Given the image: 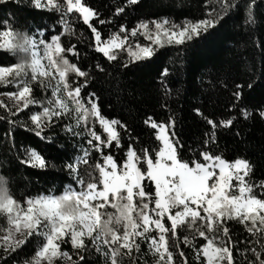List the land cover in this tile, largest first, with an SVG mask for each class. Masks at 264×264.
I'll list each match as a JSON object with an SVG mask.
<instances>
[{"label":"snow or ice","instance_id":"snow-or-ice-1","mask_svg":"<svg viewBox=\"0 0 264 264\" xmlns=\"http://www.w3.org/2000/svg\"><path fill=\"white\" fill-rule=\"evenodd\" d=\"M9 2L0 0V6ZM31 4L57 15L51 26L37 24L27 31L17 30L11 12L0 19V85L6 89L0 97L7 98L0 99V121L7 125L0 131L10 151L20 130L39 138L40 151L29 147L13 159L19 166L64 171L70 183L60 195L15 198L9 178L0 175V264H59L65 257L71 260L62 250L69 243L76 256L72 264H91L92 250L99 264H142L143 245L154 264H189L179 240L191 248L196 264H264V173L253 179L254 152L225 158L224 150H232L227 142L221 148L225 136L237 147L249 144L246 123L238 126L239 121L264 125V70L245 79L221 66L215 92H201L190 106L198 133L191 143L176 130L179 69L164 65L152 78V107L160 113L145 115L139 107L146 102L143 92L123 80L130 66L159 59L157 50L165 45L192 47L226 30L233 13L242 10L244 23L255 26L264 0H196L189 10L192 19L134 17V25L129 15L142 10L144 0H117L103 8L90 0ZM76 21L88 31L85 49L64 42L65 35L84 42L73 28ZM140 36L150 43L137 39L133 46L131 38ZM104 92L116 98L119 118L103 108ZM220 94H227V113L208 112ZM134 110L143 116V127L130 122ZM144 131L154 138L153 146H144ZM53 145L64 154L61 164L41 154ZM229 222L241 225L246 238L234 236ZM33 241L32 254L18 262Z\"/></svg>","mask_w":264,"mask_h":264},{"label":"trees","instance_id":"trees-1","mask_svg":"<svg viewBox=\"0 0 264 264\" xmlns=\"http://www.w3.org/2000/svg\"><path fill=\"white\" fill-rule=\"evenodd\" d=\"M90 2L103 8L109 4L114 5L117 0H90ZM195 5L196 0H144L143 9L132 12L128 20L131 25H134L136 22L134 17L156 18L157 16H166L174 23H181L186 16L189 19L193 18L189 14V10L193 9ZM8 12H11L12 16L15 17L14 22L17 25L18 31H27L29 28L34 30L37 24L47 23L51 26L53 22L51 17L57 15L47 10L35 9L31 4V0H18L16 3L10 0L7 5L0 6V19L7 18ZM257 12V24L255 26L244 23L245 17L241 10L238 13L232 14V19L229 21L226 30L215 32L206 40L192 47H182L175 44L165 45L163 48L157 50L162 55L154 63L145 62L138 67L130 66L123 80L130 87H135L143 92V99L146 102L141 103L139 107L144 114H151L153 111L160 113L158 107H152L151 101V81L156 75L158 67L167 65L170 69H179V86L182 91L179 96L173 97V106L176 109L178 119L176 130L180 133V138L182 140H188L189 143L193 139H198L197 129L193 126V121L189 115L190 106L199 101L201 92L205 93V95L210 92H215L213 85L216 82L221 66L224 70H230L232 75L241 76L245 79L253 73L258 75L261 70H264V55H262V52H264V20L261 19L264 16V8L258 9ZM77 25L80 26L78 27ZM73 28L77 36L83 34L85 37L84 42L78 43L75 36L69 37L67 35L64 37V42H71L77 44L79 48L85 49L88 38L86 26H83L82 22L76 21L73 23ZM107 30L106 28L105 31ZM141 41L145 44L150 43L144 37H142ZM88 51L90 52V50ZM9 59L11 62H15L14 57L10 56ZM109 71H113V69L110 68ZM122 72L123 70H121ZM4 90H6L5 87L0 85V91ZM37 92L42 96L50 95V90L45 93L43 90L37 89ZM254 95L258 96L259 90ZM0 99L7 101L6 97H0ZM140 99V96H137V100ZM218 100L219 102L214 107H208V112H216L217 114L227 113V94H220ZM101 103L106 113L119 118L122 110L114 96H111L107 92L102 93ZM0 114H3L2 109H0ZM123 114L128 116V110L124 109ZM132 116L136 117L135 121L132 120ZM132 116L128 117L130 122H134L139 124L140 127H143L140 124L143 116L138 115L135 110L132 112ZM21 119H26V117H21ZM67 122L69 121H65V123ZM245 123L248 130L249 144H240L237 147L231 136H225L221 141V148L224 149L225 142H227L228 149L232 150H224L225 158H235L237 154L248 155L254 152L255 155L252 156V159L257 161L258 166L253 179L258 180L261 178V174L264 173V160L260 159V146L264 144V125H261L258 121L249 120L247 122L239 121L238 126ZM96 127L98 128L99 125H96ZM6 128L7 125L0 121V129L6 130ZM141 138L146 142L144 146H153L151 139L154 138H151L147 131L141 133ZM66 142L69 145L67 150L71 152L72 141L67 140ZM29 147L40 151L43 147V142L33 134L20 130L16 136V145L10 151V145L5 141L3 131H0V164H2L0 166V175H5L9 178L7 186L10 193L15 198H20L25 194H30L31 196L60 195L64 191L65 185L70 183V177L66 172L59 169H39L19 166L13 159L16 155H23V150ZM17 149L20 151H17ZM113 152L117 156L120 155L115 149H113ZM41 154L45 155L47 159H53L55 157L53 162L56 164L62 163L61 157L64 155L54 145L49 146ZM72 154L75 155L76 153ZM188 155H191V153H188ZM90 162L94 163L95 161ZM0 222H3V217H0ZM229 224L234 236L239 235L242 240L246 238L247 233H243L241 225L236 222H229ZM200 239L199 237L197 238V246ZM178 243L185 252L189 264H196L191 248L185 246L182 240H179ZM36 245V241L29 244L24 252L20 253L18 262L30 256ZM62 250L69 253L71 260L65 257L60 260L59 264H72V261L76 260V256L71 244L62 245ZM141 258L142 264H154L153 256L148 252L146 245L142 246ZM87 259L91 264H99V258L94 250L87 256Z\"/></svg>","mask_w":264,"mask_h":264},{"label":"rangeland","instance_id":"rangeland-1","mask_svg":"<svg viewBox=\"0 0 264 264\" xmlns=\"http://www.w3.org/2000/svg\"><path fill=\"white\" fill-rule=\"evenodd\" d=\"M136 39H138L140 42H142L141 41V39H142V36H140V37H138V38H131V40H132V43H133V46L135 45V43H136ZM54 83V82H53Z\"/></svg>","mask_w":264,"mask_h":264}]
</instances>
